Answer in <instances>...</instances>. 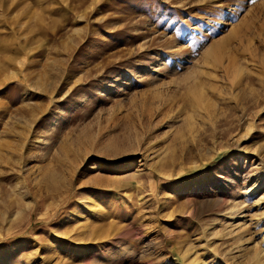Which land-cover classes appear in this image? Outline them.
<instances>
[{
	"label": "rangeland",
	"instance_id": "obj_1",
	"mask_svg": "<svg viewBox=\"0 0 264 264\" xmlns=\"http://www.w3.org/2000/svg\"><path fill=\"white\" fill-rule=\"evenodd\" d=\"M263 243L264 0H0V264Z\"/></svg>",
	"mask_w": 264,
	"mask_h": 264
},
{
	"label": "bare ground",
	"instance_id": "obj_2",
	"mask_svg": "<svg viewBox=\"0 0 264 264\" xmlns=\"http://www.w3.org/2000/svg\"><path fill=\"white\" fill-rule=\"evenodd\" d=\"M212 52H214V51H212ZM208 54V53H207ZM214 54H215V52H214ZM207 58H208V56H207ZM212 59L213 60V62L214 63H217V62H215L214 60H215V55H213V53H211V55H210V57L208 58V59ZM12 61V60H11ZM211 61V60H210ZM217 61V60H216ZM208 62V61H207ZM263 245H264V243H263ZM261 254V256L263 255L264 256V251L262 250V252L261 253H258V257H256L257 259L256 260H259V258H260V255ZM262 262H258V264H261ZM264 264V263H263Z\"/></svg>",
	"mask_w": 264,
	"mask_h": 264
}]
</instances>
